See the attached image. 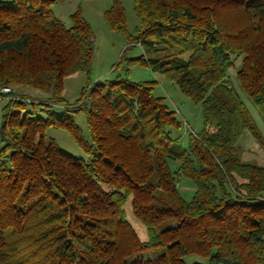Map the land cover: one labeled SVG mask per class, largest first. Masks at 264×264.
I'll return each instance as SVG.
<instances>
[{
    "label": "trees",
    "instance_id": "16d2710c",
    "mask_svg": "<svg viewBox=\"0 0 264 264\" xmlns=\"http://www.w3.org/2000/svg\"><path fill=\"white\" fill-rule=\"evenodd\" d=\"M60 1H0V86L12 90L0 125V264H264V165L236 148L244 131L264 142L230 80L234 70L264 119V0H133V34L120 0L105 10L125 50L142 51L122 64H145L200 105L203 127L186 141L155 81L116 76L67 102L64 80L90 71L95 35L80 8L65 26L51 11Z\"/></svg>",
    "mask_w": 264,
    "mask_h": 264
},
{
    "label": "rangeland",
    "instance_id": "374dc122",
    "mask_svg": "<svg viewBox=\"0 0 264 264\" xmlns=\"http://www.w3.org/2000/svg\"><path fill=\"white\" fill-rule=\"evenodd\" d=\"M120 1L125 11L127 31L133 34L134 28L137 25V18L133 10V0ZM111 3L112 0H62L51 6L53 14L67 27L71 24L69 15L77 8H80L83 17L86 19L95 35L90 71L88 73L78 72L65 78L63 90L64 98L67 102L73 103L80 96L81 89L86 85L93 84L97 81L104 82L116 76L133 82L155 81L154 94L162 96L168 107L173 109L182 120L183 126L180 129V134L182 140L186 141V134L188 131L198 132L203 127L200 105L183 94L173 81L167 80L158 74H153L145 64L138 61L134 62L128 68H126L125 64H122L125 58H137L142 54V51L137 45H133L125 50L127 46L125 36L112 32L108 28L104 21L103 14L105 10L110 7ZM239 62L240 60L236 62L237 66ZM230 80L248 109L264 142V119L253 106L249 98L240 89L238 81L234 76V70L230 71ZM6 102V98L0 99V125L3 107ZM32 107L38 108L36 104L27 105V109H31ZM74 120L82 133L86 135L87 128L84 115L82 113L76 114L74 115ZM46 135L47 137L55 139L62 150L76 157L87 158V155H85V153L73 142L66 131L49 128L46 131ZM236 148L241 161L259 166L264 165V148L255 141L248 131L243 132ZM178 188L185 199H190L193 186L190 185L186 179H182ZM124 209L127 220L133 226L139 238L145 240L147 238L145 227L133 216L129 199L126 201ZM160 228L161 226L157 227V230H160Z\"/></svg>",
    "mask_w": 264,
    "mask_h": 264
},
{
    "label": "built area",
    "instance_id": "2783aa9c",
    "mask_svg": "<svg viewBox=\"0 0 264 264\" xmlns=\"http://www.w3.org/2000/svg\"><path fill=\"white\" fill-rule=\"evenodd\" d=\"M12 90L7 86H0V99L4 98L5 95H9Z\"/></svg>",
    "mask_w": 264,
    "mask_h": 264
}]
</instances>
